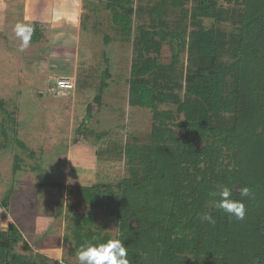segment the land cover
<instances>
[{
    "label": "trees",
    "instance_id": "1",
    "mask_svg": "<svg viewBox=\"0 0 264 264\" xmlns=\"http://www.w3.org/2000/svg\"><path fill=\"white\" fill-rule=\"evenodd\" d=\"M100 1L127 40L136 19L149 14V29L138 27L133 42L128 84L130 104L151 110L153 124L149 146L127 145V178L115 186L72 190L70 196H81L90 206L88 213L72 216L75 249L117 238L129 264H264V0H229L234 9L220 0H158L147 6L137 0ZM174 12L176 22L169 25L164 18ZM206 20L232 27L208 28ZM163 41L173 49L168 65L153 55ZM108 77L105 72L101 94ZM6 103L0 99L5 116L0 153L17 142L16 115ZM86 126L87 121L75 128L73 145L92 133ZM223 186L245 204L243 220L216 208L219 197L211 194ZM244 187L248 197L240 195ZM64 205L61 201L58 217L65 215ZM203 213L215 223L201 222ZM101 216L115 223L117 235L97 229ZM21 242L31 250L15 223L0 232V264H63L18 254Z\"/></svg>",
    "mask_w": 264,
    "mask_h": 264
},
{
    "label": "rangeland",
    "instance_id": "2",
    "mask_svg": "<svg viewBox=\"0 0 264 264\" xmlns=\"http://www.w3.org/2000/svg\"><path fill=\"white\" fill-rule=\"evenodd\" d=\"M47 1L43 0L42 5H39L41 10L46 8L44 11L46 13L47 9L51 8L46 4ZM53 1L72 3V0ZM220 1L224 8L234 9L231 1ZM22 2L10 0L8 4L20 5ZM156 2L158 0H137V3L143 6ZM3 5L6 6L5 1L0 0V6ZM72 5L78 14L77 31H80L81 36V39H78L79 76L74 79L76 91L68 92L66 95L61 93L59 97L50 94V90H54L57 83L49 78V73L40 70L39 72L35 65L28 67V64L40 61L43 53L45 56L49 55L54 50L53 46L59 52L72 49L71 37L66 33L65 39L62 37L53 42L51 25L43 24L42 21L39 25L37 20L29 21L27 24L33 29L32 38L28 47L21 50V41L14 32L16 26L14 21L0 17V52L8 50L18 57L21 54L17 53L23 52V62L26 65L22 70L27 71L15 83V85L19 83L20 86L8 89V86L3 84L6 82H0V99L7 102L8 112L16 115L17 121L15 135L17 142L12 148L0 153V232L7 230L10 223H15L31 247V250H28L24 242H21L16 246L18 254L32 255L36 258L37 255H43L63 264H79L71 227L72 216L75 213H88L90 210V206L81 196H70L72 190H75L76 186L92 187L98 184L115 186L123 178H127L128 163L123 158V155L126 156L127 145L149 146L153 124L151 110L130 104L128 84L135 56L133 42L138 27L149 29L151 21L148 12L136 19L132 39L127 40L113 24L111 11L107 10L100 0H78L77 4ZM61 7L62 14H72L70 6L62 4ZM4 13L10 16L13 11L9 8L5 11L0 7V16ZM23 14L16 17L19 23L26 24ZM15 15L17 14L14 13ZM164 20L173 25L176 22V13L167 14ZM205 26L221 27L228 31L231 30L232 24L228 22L217 24L206 20ZM43 33L45 37L36 47L34 38L40 39ZM27 51L31 55L27 54ZM153 55L162 64L168 65L173 55L172 46L168 41H163L160 53ZM182 63H185V56L182 57ZM56 66L60 68L64 65ZM105 72L109 74L108 88L101 94L99 89ZM0 75L4 77L5 73L1 72ZM26 81L33 84L26 87L24 86ZM100 94L103 100L98 104L95 99ZM60 99L75 101L77 99L73 126L71 120L69 122L64 117L57 116V112L51 111L44 103L63 102ZM68 102L72 104V100ZM89 104L92 107L85 114V108ZM167 108L161 107L162 110ZM4 117L0 114V134ZM183 119L184 116L179 118ZM85 121L86 127L92 133L81 135V142L73 145V130L80 122ZM63 126L66 128L63 129ZM3 141L0 135V144ZM65 157H68L67 163ZM71 163L72 178H68L65 166ZM54 183H60L64 188L60 189ZM6 198L8 201L4 202ZM61 201L65 204V215L58 217V206ZM97 226L102 233L117 235L115 223L103 216L98 218ZM66 235L68 238L65 241Z\"/></svg>",
    "mask_w": 264,
    "mask_h": 264
},
{
    "label": "crops",
    "instance_id": "3",
    "mask_svg": "<svg viewBox=\"0 0 264 264\" xmlns=\"http://www.w3.org/2000/svg\"><path fill=\"white\" fill-rule=\"evenodd\" d=\"M4 1H5L6 6L3 5L0 7L4 8L5 11L9 8L11 11H13V13L12 15L10 14V16H8L6 12L2 14L0 17L6 20L10 19L14 21V25H17L19 23V20L17 19L16 16L19 15L21 17V15L24 13L23 16L25 18L24 20L27 21L26 24L29 21L33 22L37 20L39 25L41 21L43 22V24L51 25L50 29H51L52 36H53L52 37L53 42L57 39H62V37L64 38V35L68 33L67 35L70 36L72 39V49H67V50L59 52L55 48V46H53L54 50L51 51L49 55L45 56L43 55L45 53L41 54V60L36 63L33 62V64H28V67L35 65V67L37 68V71L40 70L44 73H49L48 76L50 79H53L54 83H56L57 79H61V78L68 79L74 83V79H77L79 76L78 58H79L80 53H78L79 52L78 45H79V40L81 39V36H80V31H77V26H79L78 25L79 24L78 14L76 13V10L74 9V5L72 4H77L78 0H72L71 4L63 2V1L55 2L53 0H48L47 1L48 3L46 2V4H49L51 8L47 9V13L44 12L46 8H42L41 6L42 10L39 9V5L41 4V1L43 0H41L40 2L39 0H31V1L22 0L23 2L20 5H9L8 3L10 2V0H4ZM62 4H66L70 6L72 8V14H66V15L62 14L63 12L62 11L63 9L61 7ZM29 9H31V11H29ZM14 13L17 15L14 16ZM44 37H45V34L43 33L41 34V37H40L41 40L38 38H34L36 40L35 42L36 47L38 46L37 44H40L41 41H43ZM77 40H78V43H77ZM30 47L32 46L30 45ZM13 53H16V52H13ZM17 54H21L20 57L16 56L15 54L9 53L8 50L4 52L2 50L0 52V73L1 72L5 73L4 77L0 75V82L1 81L6 82L3 84H5L6 87L8 86V89H12L14 88V86H20L19 83L18 85L17 84L15 85V83H17L20 80L24 72H27V71L22 70L24 69L26 65L23 62L24 53L18 52ZM27 54L31 55V53H29L28 51H27ZM45 58L47 59L44 60ZM58 61H61L62 63ZM58 64L59 65L62 64L64 66L58 68L56 66ZM20 84L22 85L21 81H20ZM32 84H33L32 82L29 83V81H26L24 86L27 87L28 85H32ZM74 85L76 88V83H74ZM73 91L75 92L76 90L74 89ZM73 91L60 90L58 87H56L54 88V90H50V94L52 96L54 95L55 97H59L61 93H64V95H66V94H69L68 92H73ZM55 92L57 94H54ZM60 100H63V102L53 101L51 103H47V102H44V103L47 106V108L51 109V111L57 112V116L59 115L62 118L64 117V119L68 120L69 122L71 120V123L73 126L75 123V115L77 111L76 110L77 99L76 101L75 99H60ZM68 100H72V104L71 102L69 103ZM91 107H92L91 104L86 106L85 114H87L88 111H90ZM65 128L66 127L63 126V129ZM54 129L55 128L53 127V130ZM65 158H66L65 162L67 163L68 157H65ZM65 168H67L65 172L67 174V177L72 178V163L66 165ZM0 173H1V170H0Z\"/></svg>",
    "mask_w": 264,
    "mask_h": 264
},
{
    "label": "clouds",
    "instance_id": "4",
    "mask_svg": "<svg viewBox=\"0 0 264 264\" xmlns=\"http://www.w3.org/2000/svg\"><path fill=\"white\" fill-rule=\"evenodd\" d=\"M15 35L21 41V50L28 47L33 29L30 25L18 23L14 28ZM233 189L228 186H223L218 192L211 195L218 196L219 199L215 202L216 208L223 213L234 217L237 220H243L246 209L242 201L233 200ZM240 195L248 197L250 189L244 187L239 190ZM201 222L214 224L215 219L208 213L200 215ZM79 264H129L127 249L120 239L110 238L106 242L101 243H86L81 245L76 256Z\"/></svg>",
    "mask_w": 264,
    "mask_h": 264
},
{
    "label": "built area",
    "instance_id": "5",
    "mask_svg": "<svg viewBox=\"0 0 264 264\" xmlns=\"http://www.w3.org/2000/svg\"><path fill=\"white\" fill-rule=\"evenodd\" d=\"M56 83L60 90L73 91L75 89L74 83L65 78L57 79Z\"/></svg>",
    "mask_w": 264,
    "mask_h": 264
}]
</instances>
